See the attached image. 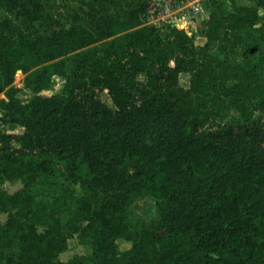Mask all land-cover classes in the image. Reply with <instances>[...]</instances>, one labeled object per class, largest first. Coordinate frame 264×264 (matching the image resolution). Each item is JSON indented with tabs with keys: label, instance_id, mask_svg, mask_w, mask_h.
<instances>
[{
	"label": "trees",
	"instance_id": "16d2710c",
	"mask_svg": "<svg viewBox=\"0 0 264 264\" xmlns=\"http://www.w3.org/2000/svg\"><path fill=\"white\" fill-rule=\"evenodd\" d=\"M244 1L207 0L197 44L146 25L150 0H0V128L21 129L0 131V188L21 185L0 264H264V0ZM148 197L158 220L132 224ZM73 237L91 252L63 263Z\"/></svg>",
	"mask_w": 264,
	"mask_h": 264
},
{
	"label": "rangeland",
	"instance_id": "374dc122",
	"mask_svg": "<svg viewBox=\"0 0 264 264\" xmlns=\"http://www.w3.org/2000/svg\"><path fill=\"white\" fill-rule=\"evenodd\" d=\"M185 1L191 2L194 0H185ZM235 2L238 5H246V2L244 0H235ZM193 37L197 44H200L202 42L201 39L199 38V35H197L196 33H194ZM216 53H217V45H214L212 46L210 50V54L216 55ZM23 79H24V75L20 72H17L14 78L13 86L15 88H22ZM180 84L183 87H187V76L186 75L181 76ZM60 87H61V81L56 79L55 85L53 86L51 91L45 92L43 93V95L50 96L51 94L58 92ZM20 97L25 101L28 98V94L26 92H23ZM99 98L109 108H113L109 98L107 97L105 93L100 94ZM0 99H3V97L0 96ZM0 131L4 133H10V134L21 133V129H18L15 127H3V128H0ZM55 171L61 179H65L68 175L65 164L61 162H55ZM20 188H21V185L17 183L14 185L5 184L0 189L8 193H14ZM75 190L78 195H81V191L79 187L75 186ZM156 202H157L156 199L152 197L135 200L133 204L131 205L129 209V213H128L130 222L133 224L140 220L145 221V222L157 221L159 218V213L156 209ZM5 221H6V215L0 214V225L3 224ZM67 244H68L67 251L59 256V261L63 263H66L69 260L76 258V257L88 256L91 252V249L89 247L80 245L76 237H73L72 239H70ZM117 245H118L119 250L122 252L130 248V244L123 242V241H118Z\"/></svg>",
	"mask_w": 264,
	"mask_h": 264
},
{
	"label": "built area",
	"instance_id": "2783aa9c",
	"mask_svg": "<svg viewBox=\"0 0 264 264\" xmlns=\"http://www.w3.org/2000/svg\"><path fill=\"white\" fill-rule=\"evenodd\" d=\"M156 6L155 15L151 16L146 25L155 28H172L183 31L188 37L194 33L200 35L198 25L206 22L209 13L205 8L207 0H150Z\"/></svg>",
	"mask_w": 264,
	"mask_h": 264
}]
</instances>
